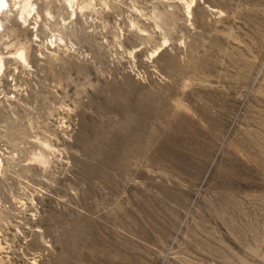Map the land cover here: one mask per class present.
<instances>
[{"label": "rangeland", "instance_id": "374dc122", "mask_svg": "<svg viewBox=\"0 0 264 264\" xmlns=\"http://www.w3.org/2000/svg\"><path fill=\"white\" fill-rule=\"evenodd\" d=\"M0 14V264H264V0Z\"/></svg>", "mask_w": 264, "mask_h": 264}, {"label": "bare ground", "instance_id": "6f19581e", "mask_svg": "<svg viewBox=\"0 0 264 264\" xmlns=\"http://www.w3.org/2000/svg\"><path fill=\"white\" fill-rule=\"evenodd\" d=\"M69 1V0H68ZM73 1V0H72ZM8 5H9V0H0V13H1V11L5 8V7H8ZM0 26H1V14H0ZM157 51V50H156ZM19 57L21 58V59H24V55H23V52H19ZM25 60V59H24ZM2 66H3V60H2V57L0 56V70H1V68H2ZM39 162H44V159L42 158V156L40 155V156H37V158H36Z\"/></svg>", "mask_w": 264, "mask_h": 264}]
</instances>
